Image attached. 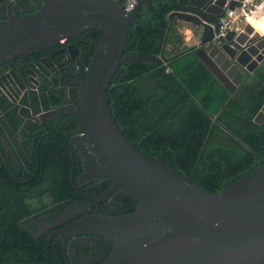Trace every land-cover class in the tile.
Returning a JSON list of instances; mask_svg holds the SVG:
<instances>
[{
  "label": "water",
  "instance_id": "obj_1",
  "mask_svg": "<svg viewBox=\"0 0 264 264\" xmlns=\"http://www.w3.org/2000/svg\"><path fill=\"white\" fill-rule=\"evenodd\" d=\"M153 1L135 0L126 12L119 0H45L39 16L0 24V64L54 47L58 40L74 39L87 29L97 27L100 33L93 58L82 70L75 101L80 146L97 157L114 186L132 195L134 208L117 217L87 215L65 234L69 238L91 234L93 245L100 243L101 256L93 264H264V158L223 191L211 193L159 156L139 151L111 114L106 86L120 64L155 59L124 53L140 7H150ZM223 4L224 0H170L168 30L174 20L195 28L199 34L194 54L233 94L244 74H253L264 60V37L246 26L243 34L229 33L214 41ZM234 7V1L229 3V10ZM64 112L59 109L54 114ZM254 121H264V104ZM69 214L67 210L43 222L55 227ZM35 233L36 227L29 232L33 237ZM107 242L113 250L105 258ZM70 252L74 254L75 248Z\"/></svg>",
  "mask_w": 264,
  "mask_h": 264
},
{
  "label": "trees",
  "instance_id": "obj_2",
  "mask_svg": "<svg viewBox=\"0 0 264 264\" xmlns=\"http://www.w3.org/2000/svg\"><path fill=\"white\" fill-rule=\"evenodd\" d=\"M169 4L155 0L140 7L124 53L155 59L121 63L106 86L108 106L120 131L139 151L159 156L181 176L219 193L264 158V121H254L264 104V60L229 94L196 57L197 49L184 45L182 24L174 20L168 30ZM34 166L38 186L53 166L44 154ZM53 188L60 189L58 180ZM29 191H13L18 195L14 199V193L0 189V264H36L45 247L32 246L29 227L22 222L34 206L27 204L35 201L27 197Z\"/></svg>",
  "mask_w": 264,
  "mask_h": 264
},
{
  "label": "flooded vegetation",
  "instance_id": "obj_3",
  "mask_svg": "<svg viewBox=\"0 0 264 264\" xmlns=\"http://www.w3.org/2000/svg\"><path fill=\"white\" fill-rule=\"evenodd\" d=\"M44 2L0 0V24L35 18ZM99 35L97 27L87 29L74 39L58 40L54 47L0 64V189L14 193V199L18 195L13 191L30 190L27 197L35 200L27 203L34 206L22 222L28 233L36 227L32 246L45 245L36 264H93L101 256L100 243L93 245L91 234L69 238L65 231L87 215L117 217L134 208L132 195L114 186L97 157L80 146L75 101ZM68 107L73 112L67 113ZM59 109L65 112L56 116ZM42 154L53 167H47L46 179L36 186L34 165ZM57 180L59 190L53 188ZM67 210L70 217L57 226L43 222ZM112 250L107 242L105 258Z\"/></svg>",
  "mask_w": 264,
  "mask_h": 264
},
{
  "label": "built area",
  "instance_id": "obj_4",
  "mask_svg": "<svg viewBox=\"0 0 264 264\" xmlns=\"http://www.w3.org/2000/svg\"><path fill=\"white\" fill-rule=\"evenodd\" d=\"M121 2L122 8L124 11L128 12L127 6L132 3V0H119ZM232 1L235 2V7L233 8L234 10H229L228 5ZM260 0H252V3L247 5L245 7V10H250L253 8L256 4H259ZM135 5V3H134ZM134 7V6H133ZM132 7V9H133ZM244 7L243 5V0H224V4L222 6L223 12L218 18V25L217 29L215 31V34L213 36L214 41H218L221 38L224 37V35H227L229 33H234L235 36L243 34L245 27H246V22H244V17L240 16L239 21L236 23H232V18L228 16L229 12H236L237 15H240V9ZM223 29V32L221 31Z\"/></svg>",
  "mask_w": 264,
  "mask_h": 264
},
{
  "label": "clouds",
  "instance_id": "obj_5",
  "mask_svg": "<svg viewBox=\"0 0 264 264\" xmlns=\"http://www.w3.org/2000/svg\"><path fill=\"white\" fill-rule=\"evenodd\" d=\"M134 3L135 0H132V3L127 6L128 11L132 10ZM251 3L252 0H243L244 7L240 9V15H237L236 12H229L228 16L232 18V23H236L239 21L240 16H243L244 22L251 25L256 33L264 37V0H260V3L250 10H245V7ZM221 31L223 32V29Z\"/></svg>",
  "mask_w": 264,
  "mask_h": 264
},
{
  "label": "crops",
  "instance_id": "obj_6",
  "mask_svg": "<svg viewBox=\"0 0 264 264\" xmlns=\"http://www.w3.org/2000/svg\"><path fill=\"white\" fill-rule=\"evenodd\" d=\"M182 24V23H181ZM183 26V32H184V34L183 35H185L186 36V38H184V40H183V42H184V45L185 46H187V47H196V45H195V43L194 42H197L198 43V41H197V38H194L193 37V32H192V27H190V26H185V25H182ZM246 26H250L251 27V25H248V24H246ZM246 28V27H245ZM252 29H253V27H251ZM181 30V29H180ZM197 31V30H196ZM253 32L255 33V35H257V36H260L259 35V33H256L255 32V29H253ZM199 34V33H198Z\"/></svg>",
  "mask_w": 264,
  "mask_h": 264
},
{
  "label": "rangeland",
  "instance_id": "obj_7",
  "mask_svg": "<svg viewBox=\"0 0 264 264\" xmlns=\"http://www.w3.org/2000/svg\"><path fill=\"white\" fill-rule=\"evenodd\" d=\"M180 32H181V34H182V37H183V40H184V38H186V36H185V35H183V34H184L183 30H180ZM194 43H195V45L197 44V42H194Z\"/></svg>",
  "mask_w": 264,
  "mask_h": 264
},
{
  "label": "bare ground",
  "instance_id": "obj_8",
  "mask_svg": "<svg viewBox=\"0 0 264 264\" xmlns=\"http://www.w3.org/2000/svg\"><path fill=\"white\" fill-rule=\"evenodd\" d=\"M252 27V26H251Z\"/></svg>",
  "mask_w": 264,
  "mask_h": 264
}]
</instances>
